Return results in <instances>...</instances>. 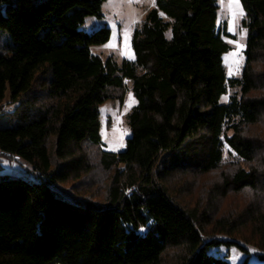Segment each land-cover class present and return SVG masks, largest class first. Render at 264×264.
Here are the masks:
<instances>
[{"label":"trees","instance_id":"1","mask_svg":"<svg viewBox=\"0 0 264 264\" xmlns=\"http://www.w3.org/2000/svg\"><path fill=\"white\" fill-rule=\"evenodd\" d=\"M105 1L0 0V108L7 91L16 104L0 149L36 177L0 176V264H163L169 248L183 250L177 264H231L210 249L232 241L205 225L240 226L185 198L226 156L237 161L213 190L254 191L241 227L264 249V0H240L248 33L238 77L224 64L235 36L217 0H155L133 32L135 58L121 63L92 51L109 28L83 27L103 18ZM127 80L138 100L132 134L110 152L99 105L123 100ZM97 170L109 175L104 202L86 196Z\"/></svg>","mask_w":264,"mask_h":264},{"label":"rangeland","instance_id":"2","mask_svg":"<svg viewBox=\"0 0 264 264\" xmlns=\"http://www.w3.org/2000/svg\"><path fill=\"white\" fill-rule=\"evenodd\" d=\"M219 4V20L227 24L228 31L235 37H226L231 49L223 56L224 64L229 77H238L242 75L246 62V42L247 29L242 25L245 11L238 0V5L234 0H217ZM155 5V0H106L103 3V18L89 16L86 18L83 26L89 32H93L101 27H107L111 30L110 39L100 45L92 47V51L106 58L109 55L114 56L119 63L124 59L133 60L135 52L132 46V35L134 30L142 23L146 12ZM1 41V40H0ZM234 90H230L233 93ZM229 94L224 95L222 102H227ZM10 93L6 92L3 105L0 108V127L10 125L14 117L16 104L9 101ZM138 100L132 88V81L127 80L125 95L123 100L112 98L99 105V118L101 122L100 133L103 141V148L110 152L122 151L126 146V140L131 136L132 130L128 124L127 116L137 104ZM250 135L259 133L257 127H251ZM257 136V135H256ZM54 142H51L50 153L53 154ZM237 161L234 156H226L225 165L219 170L200 176L197 179L196 188L185 192V198L190 204H199L200 210L206 209V205L211 207L208 215L217 219L224 218L227 221H233L235 226H240L238 231L232 234L225 232H214V225H205L206 235L215 234L219 238L232 241L231 244H223L210 249V253L226 259L231 264H241L245 259H249L253 264H264V258L259 254L264 253V249L258 245V236L248 224L241 227L243 220H248V214L251 208L255 206V193L251 189L242 191H230L226 196H220L213 189L220 181V174L228 170ZM245 165V164H244ZM30 164L16 157L8 156L2 153L0 149V176H12L35 180ZM109 175L102 170H97L90 175L91 182L86 183L88 187L86 196L100 202L105 201L106 181ZM89 178V177H88ZM87 180L89 181V179ZM87 181V182H88ZM92 183V184H91ZM91 187V188H89ZM250 223V222H249ZM182 249L169 248L163 257V264H177Z\"/></svg>","mask_w":264,"mask_h":264},{"label":"snow or ice","instance_id":"3","mask_svg":"<svg viewBox=\"0 0 264 264\" xmlns=\"http://www.w3.org/2000/svg\"><path fill=\"white\" fill-rule=\"evenodd\" d=\"M234 3H236L238 5V0H234Z\"/></svg>","mask_w":264,"mask_h":264}]
</instances>
